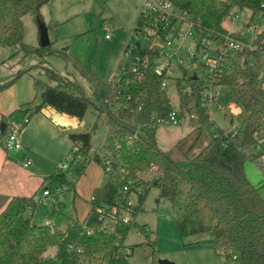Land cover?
<instances>
[{
  "label": "trees",
  "instance_id": "16d2710c",
  "mask_svg": "<svg viewBox=\"0 0 264 264\" xmlns=\"http://www.w3.org/2000/svg\"><path fill=\"white\" fill-rule=\"evenodd\" d=\"M50 1L0 0V44H17L26 54L55 52L90 83L98 98L95 105L97 117L104 115L107 127L102 149L104 158L110 159L111 170H105L106 164L96 151L90 154L96 124L91 130L70 133L72 147L69 153L79 154L82 158L71 170L80 176L87 163L95 160L106 173L104 184L93 191L91 208L84 219L76 250L66 244V231L51 223L32 220L27 213L31 198L14 196L0 212V264H78L83 257L104 254L107 258L102 264H131L129 256L122 254L126 236L133 226H138L144 233L146 227L133 220L129 223L106 220L108 225L100 230L103 220L98 209L104 208V213H108L114 206L119 208L141 188L133 206L132 215L135 216L153 185L159 188L160 196L169 201L181 237H201L193 244L207 245L223 252L226 264H264L262 186L252 183L244 169L246 159L251 156L248 149L264 138V90L257 82L261 61L250 66L247 63L248 52L230 51L223 62L221 83L242 108L240 128L235 136L215 138L208 134L207 129L214 126V121L202 100L207 81L190 76L178 78L180 114L189 117L191 129L171 148L162 149L156 141L157 127L145 124L153 116L167 118L173 110L167 90L161 88L163 77L151 71L135 74L120 59L112 78L104 81L84 61L73 56L67 47L52 50L50 45L33 46L24 42V15L32 13L43 20L40 8ZM177 4L199 17L202 28L213 31L217 36L227 32L223 23L232 5L250 9L252 17L258 13L264 15V0H177ZM140 22L141 12L136 27ZM47 26L56 29L58 23L51 20ZM139 52L148 54L152 60L151 48H140ZM254 56L258 58L259 54L254 52ZM44 68L49 79L57 85L35 78L41 102L33 107L29 105L26 110L31 109L35 113L44 105H51L61 112L82 117L92 104L90 97L78 83L68 78L69 75ZM26 71L0 80V91L9 88ZM186 84L193 87L192 92L183 91ZM116 101L127 105V108L114 109ZM263 155L264 152L255 159L262 161ZM48 180L52 189L58 185L67 186L57 194L75 187L60 169ZM204 236L207 237L202 238ZM116 241L120 246H116ZM129 246L134 250L133 245ZM49 247L54 248L52 254H46Z\"/></svg>",
  "mask_w": 264,
  "mask_h": 264
},
{
  "label": "rangeland",
  "instance_id": "374dc122",
  "mask_svg": "<svg viewBox=\"0 0 264 264\" xmlns=\"http://www.w3.org/2000/svg\"><path fill=\"white\" fill-rule=\"evenodd\" d=\"M145 0H51L41 7L43 21L47 25L51 20L58 23V27L48 28L50 47L52 50H59L67 47L69 52L84 61L86 66L94 71L102 80L109 81L114 75L120 59L125 58L124 50L131 41L135 46L148 47L151 44L149 39L142 38L134 31L137 17L141 12ZM238 17H235V15ZM252 11L248 8L239 9L233 5L230 14L224 20V27L230 31L241 29L247 22L259 23L264 27V19L256 14L252 19ZM24 42L33 46H40L39 29L36 17L32 13H27L23 17ZM186 26L182 28L184 32ZM107 34L111 35L110 38ZM199 39L198 35L188 38L186 45ZM183 57V66L192 74V63L186 56ZM49 67L60 74L69 75V79L74 80L82 88L84 93L90 97L92 104L86 110L82 120L87 122V130L92 132L90 152L96 151L102 162H104V150L102 143L107 133L104 122V115L97 117L95 105L98 98L94 94L90 83L84 79L61 55L54 53L38 54L24 53L17 44H0V80L12 78L19 71L24 72L13 86L24 88L28 82H33L39 78L44 82L57 85L49 79L45 68ZM202 68L199 74H202ZM174 75L180 74V70H175ZM6 90V89H5ZM36 90L34 89V94ZM222 103L227 106L237 105L236 99L229 94L227 89L222 90ZM168 95L175 109L179 107V96L175 91V86L170 83ZM36 97L41 98L36 92ZM229 110V109H228ZM211 118L214 126L208 128V134L212 136L218 128H228L231 119L234 123L239 122L237 116L224 112L219 106L214 104L211 111ZM85 129V130H86ZM191 129L189 117L180 116L176 124H162L156 129V141L162 149H169L173 144ZM83 131V130H82ZM71 147V146H70ZM251 154L244 163V169L249 180L254 184L261 185L260 193L264 197V155L262 161L255 159V156L264 152V138L258 141L256 146L248 149ZM70 156V153L67 152ZM65 155L57 167L67 164ZM66 178L70 184H76L78 193L69 194L65 207L61 210L58 204H53L51 200L47 203L33 204V219L39 223L50 222L66 231L65 242L73 250H76V243L79 233L83 227V216L91 207L93 184L103 182L106 178L104 168L95 160L87 163L85 172L80 176L70 168L64 169ZM99 185V184H98ZM133 199L136 201L135 196ZM30 213V209L27 211ZM131 219L140 225H144L147 231L144 233L138 226H133L129 231L124 243L133 245L134 250L129 255L131 264H162L168 261L170 264H226V256L223 252H218L213 248L205 246L190 245L199 236L181 237L177 223L172 215L171 205L165 197L160 196V190L153 185L149 188L141 209ZM54 248L49 247L46 254H52ZM101 257V258H100ZM107 258L104 256L83 257L78 264H102Z\"/></svg>",
  "mask_w": 264,
  "mask_h": 264
},
{
  "label": "built area",
  "instance_id": "2783aa9c",
  "mask_svg": "<svg viewBox=\"0 0 264 264\" xmlns=\"http://www.w3.org/2000/svg\"><path fill=\"white\" fill-rule=\"evenodd\" d=\"M233 6V5H232ZM260 19H264L262 13H258ZM253 15V14H252ZM235 17H238L236 14ZM252 19V16L251 18ZM186 26L182 33V28ZM217 34L213 31L202 28L199 17L183 10L178 4L177 0H145V4L141 10V22L134 30L142 38L149 39L151 44L148 47L135 46L128 43L126 50L124 51L123 64L133 73L143 75L148 71L155 73L163 77L161 81V88L167 90L172 82L175 86V91L179 96V88L177 87L176 80L180 77L190 76L193 78H201L207 81L208 86L203 92V105L206 107L210 119L211 111L214 106H219L224 112L231 114L232 117L238 118L242 114V108L238 104L227 106L222 102V90L224 85L221 83L222 76L224 74L223 62L230 51H246L248 52L247 63L252 66L258 60L261 61L259 72L257 75V82L264 90V37L261 35L264 33V27L259 23L247 22L241 29L236 31H230ZM233 32L237 34H232ZM198 35L199 39L190 42L186 45L188 38ZM110 38L111 35L107 34ZM151 48L153 52L152 60H149L148 54H141L139 49ZM254 52L259 54L258 58L254 56ZM186 56L192 63V74L190 75L188 69L183 66V57ZM202 68V74H199V69ZM175 70H180L181 73L174 75ZM183 91L192 92L193 87L190 84H186L183 87ZM121 108H127V105H123L120 102H115L114 109L119 110ZM229 109V110H228ZM182 116L180 114V106L178 109L173 107V110L169 113L167 118L152 120L145 124L148 127H158L162 124H176L178 118ZM29 117L26 115L23 119V123L28 121ZM213 121V120H212ZM139 127V125H137ZM240 128V120L238 123L231 121V125L223 131H217L213 134L215 138H221L222 136H235ZM21 130L19 126L11 125L6 132L3 139V146L7 151H16L22 149V141L20 138ZM67 164H62L58 169L63 170L66 168H73L81 161V155L76 156L73 152L70 156L67 155ZM22 163L28 167L31 165V158L25 155ZM106 164L105 170L109 172L110 159L106 156L104 158ZM67 189V186H56L55 188H46L44 195H50L52 193L57 194ZM127 189V187H125ZM141 188H138L136 195L140 192ZM136 204L133 196L126 200L124 205L119 208L117 206L112 207L108 213H104V208H99L101 212L100 219L103 220V224L100 230H104L108 225L106 220H121L123 223H129L132 219L129 216L132 215L133 206ZM91 233V230L88 231ZM116 246H120V242L116 241ZM122 254L129 256L133 250L129 245H124ZM117 255L114 253V256Z\"/></svg>",
  "mask_w": 264,
  "mask_h": 264
},
{
  "label": "crops",
  "instance_id": "0c3cea01",
  "mask_svg": "<svg viewBox=\"0 0 264 264\" xmlns=\"http://www.w3.org/2000/svg\"><path fill=\"white\" fill-rule=\"evenodd\" d=\"M33 85L36 90L34 82ZM34 89L32 82H28L24 88H19L17 85L0 91V212L12 197H27L32 199L29 208V215L32 220H34L33 204L47 203L51 200L53 204H58L61 210L62 207H65L69 194H73L72 199L75 200V194L78 193L76 184L71 191L60 194L44 195L43 192L46 188H50L48 177L58 169V164L72 147L69 134L87 130L85 120L61 112L51 105H44L40 111L35 113H32L31 109L26 110L29 105L33 107L41 102V98L36 97L38 91L36 90L34 94ZM26 115L29 119L23 123ZM2 124H4L3 131H1ZM11 125L20 127V138L23 144L20 150L7 151L3 146V139ZM3 132L4 134L1 135ZM25 155L30 157L32 161L28 167L22 163ZM105 180L106 178L103 182L93 184L92 194L96 187L104 184ZM90 208L83 216V222ZM51 224L57 227L54 223ZM57 228L61 229L60 227ZM205 237L207 236L202 238ZM199 238L201 237L193 240L190 244ZM193 245L207 246L203 244Z\"/></svg>",
  "mask_w": 264,
  "mask_h": 264
},
{
  "label": "water",
  "instance_id": "95a60500",
  "mask_svg": "<svg viewBox=\"0 0 264 264\" xmlns=\"http://www.w3.org/2000/svg\"><path fill=\"white\" fill-rule=\"evenodd\" d=\"M36 22L38 24L39 29V40H40V46H49L51 44V40L49 38V30L48 26L45 24V22L38 16H36ZM193 78H196L194 75ZM4 130V124L1 126V131ZM162 264H170L168 261H163Z\"/></svg>",
  "mask_w": 264,
  "mask_h": 264
}]
</instances>
